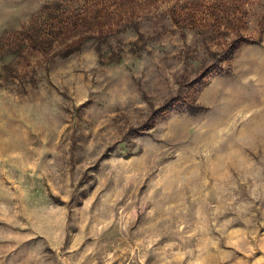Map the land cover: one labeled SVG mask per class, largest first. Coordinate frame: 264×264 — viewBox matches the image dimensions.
<instances>
[{"label": "rangeland", "instance_id": "1", "mask_svg": "<svg viewBox=\"0 0 264 264\" xmlns=\"http://www.w3.org/2000/svg\"><path fill=\"white\" fill-rule=\"evenodd\" d=\"M59 1L0 0V264H264V0L241 33L136 0L20 41Z\"/></svg>", "mask_w": 264, "mask_h": 264}, {"label": "trees", "instance_id": "2", "mask_svg": "<svg viewBox=\"0 0 264 264\" xmlns=\"http://www.w3.org/2000/svg\"><path fill=\"white\" fill-rule=\"evenodd\" d=\"M90 1V0H89ZM136 0H95V2L85 1V8L80 11L82 7L72 9L69 8L71 1L63 0L59 2L47 3L40 10V13L33 17L31 23L26 26H22L20 31H16V34L20 41L26 42L29 47L38 49L39 51L46 52L53 44L55 39H58L64 32L74 33L87 27L96 19L102 17L101 14H110L111 7L118 9L128 7L134 8L137 6ZM230 5V6H229ZM244 3L242 0H192L189 3L179 6L173 10V22L178 27L200 28L208 29V26L203 22L215 18L213 25L218 28H222L221 20L226 19L231 12L229 20L226 22L228 28L234 29L241 33L243 26V17L240 15ZM106 17V16H105ZM211 21V20H209ZM110 29V28H109ZM86 30V29H84ZM91 30V29H89ZM109 31H104L101 28H97L96 31H91L94 34L102 35L98 36L100 40L108 38ZM3 40L0 37V43ZM247 37L244 35H238L233 43L225 45L227 54L233 53L241 44L247 42ZM69 49H74L69 45ZM73 51V50H70ZM168 106V105H167ZM190 106V105H189ZM168 109V108H167Z\"/></svg>", "mask_w": 264, "mask_h": 264}]
</instances>
